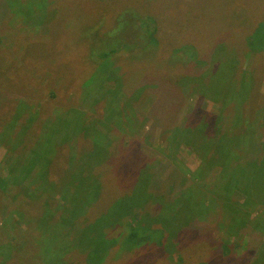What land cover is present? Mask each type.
I'll return each instance as SVG.
<instances>
[{
	"label": "rangeland",
	"instance_id": "rangeland-1",
	"mask_svg": "<svg viewBox=\"0 0 264 264\" xmlns=\"http://www.w3.org/2000/svg\"><path fill=\"white\" fill-rule=\"evenodd\" d=\"M263 16L264 0H0V123L12 125L14 121L10 119L18 118L19 110L23 113L20 115L18 125L10 127V134L6 127H4L5 130L4 128L0 130V177L10 174L14 166L18 167L22 164L28 152L25 147L33 145L37 139V137L26 139V134L19 139L21 133L33 125L26 120L29 112H33L31 115L33 119L38 117L37 112L40 111V114L42 112L41 120L37 124V127H40L45 118L43 109H46L45 113L48 115L51 114L48 110L50 106L53 107L52 109L64 108L71 114L73 110H78L80 114H75L76 119L73 123L80 124L83 119L89 120L90 123L92 121L91 124L98 127L97 131L106 130L108 140H105V143L108 144L115 140L111 138L113 124H115L113 121L117 119L113 114L118 113L122 107H126L127 103L139 104L136 105L138 109L130 111L133 116L139 115L138 122L126 128L123 127L121 132L135 133L140 136L146 133V129L153 121L152 105L157 100L154 87L162 94L160 108L166 111L168 109L165 104L168 101L167 93L174 91L180 99L184 95V85L188 78L191 75L196 78L190 86L197 91L189 92L186 107H184L185 114L181 115L177 122L184 124L188 118L187 114L191 113L195 107L218 109L217 102L203 97L199 92L203 85H206V91L212 97H220L228 90L232 82L229 81V77L231 75L233 79V73L243 71L245 75H241L240 79L244 78L246 83L251 82L254 75L251 65L254 61L258 91L263 96L259 108L260 123L256 125L254 136L256 135L259 139L262 132L263 142L264 131L261 129V122H264V53L261 52L260 59H253L251 55L243 51L240 45L235 44L236 40L232 37L236 29L241 28L243 32L247 22L253 23L259 18L261 21ZM139 17L143 19L139 21ZM140 23L143 29V33H140L141 39L149 38L152 42L159 40L154 48L137 45L139 42L134 36L141 31ZM116 30L121 33L118 38L112 36ZM191 40L200 45L210 44V46L218 42L222 50L212 54L209 60L195 67L192 56L184 59L174 54L177 48L189 44ZM126 43H130L132 47L130 51L124 50V56H121V49ZM136 46L138 47L134 48ZM115 47L116 53L111 51ZM113 54L116 55L117 62ZM107 58L112 59L104 61ZM134 62H137L135 68H133ZM123 76L125 81L120 87L123 89V94L119 96L117 86L121 83L117 79ZM89 79L92 83L86 82ZM144 79L154 81L153 86L144 83ZM37 81L38 87L33 84ZM143 84L147 85L149 92ZM30 85L33 87L32 90ZM82 85L93 90L100 89L90 100L84 96L81 90ZM55 86L59 88L56 89ZM53 93L54 96H51ZM123 95L127 98L126 100L121 98ZM117 101L120 102L117 103ZM67 122L68 125L70 121L67 120ZM152 133L155 134L154 146L166 138V136L164 138L158 135V127ZM76 134V131L72 133L74 137ZM85 139L89 140V136ZM17 147L22 151L15 150ZM170 150L174 151L179 162L184 164L183 171L185 173L187 169L190 171V177L188 181L181 179L176 183L167 182L169 184L166 183L165 187L175 188V191L166 190L165 194L170 195L173 200L178 194L192 201L199 194L200 199L203 196L200 194L201 189L192 183V174H196L201 163L200 158L186 143L179 146L174 142ZM67 151L62 156L59 153L51 154L59 161L57 167L54 166L58 170L57 174H53L55 177L53 181L58 184H61L68 175L70 167L83 163L85 170H88L85 165L87 164L91 165L93 170L96 167L98 171L100 170L98 166L107 162L111 156V151H98L95 156L97 160L91 161L84 155L88 151H82L76 162H70L71 152ZM112 170V168L106 170L103 166L104 174ZM34 172L31 175H34ZM217 177L218 173L211 172L210 180L206 178L212 185L211 188H214L213 183ZM32 179L33 177L22 179L21 183L18 180V182L15 180L0 182V245L9 241L7 233L9 225L3 222L5 206L10 205L14 211H17L18 206L26 205V208L34 214V210H39L42 205L38 195H22L19 199L13 195L15 185L20 183L22 187L31 186ZM41 183H38L39 188L43 186L42 181ZM185 184L186 188H184ZM36 185L33 186L36 187ZM64 191H66L65 195L62 196ZM63 192L55 190L51 192V198L64 205L69 195L68 187ZM165 198L161 201L145 202L147 205L139 210L144 212L141 216L145 217L137 216V219L141 218L143 222L154 224L155 227L163 225L167 231L169 230V234L173 227L174 231L177 230L175 233L177 234L185 224L184 218L187 215L194 219L205 210L206 213L213 215V211H209L210 208H207V205L204 206V203L197 204L198 213H191L185 207V204H188L186 201H182L180 207H176L177 204L174 205V201ZM235 198L241 199L242 195H235ZM114 202L103 199L85 204L80 208L81 210L79 209L81 216L77 221L71 219V216H74L73 213L70 211L65 213L66 218L62 219V223L65 224L57 232V237L61 239L64 237L65 242L53 238V232H49L45 243L36 244L41 247V256L30 254L23 256L22 250L26 248L27 235L25 231L18 229L17 242L13 238L12 245L16 251L19 250L16 259L18 255L19 259L23 258L20 263L18 260H11V264H180L178 260L166 258L169 257L170 252L179 251L177 244L176 248L172 244V241L176 242L177 236L174 238L170 236L162 251L157 247L159 238L154 242L142 243L136 248H131L133 243L124 236L125 229L121 227L124 225L129 227L128 222L127 224L124 222L129 215L121 214L122 211L115 212L112 208ZM164 203H170L171 206L176 207L172 215L169 214L166 206L163 209ZM248 209L250 207L244 210L241 216H248L246 215ZM255 213V211L252 212V214ZM160 215L161 217L156 219ZM168 215L170 219L172 216H181V219L180 221L171 219L168 223ZM210 218L217 217L214 214ZM54 222L61 223V217H56ZM262 222L264 217L255 223L258 231L254 233L257 237L254 244L259 248V243L264 244V232L262 234L263 230L260 229L264 226ZM131 223L135 224L134 221ZM239 229L241 227L237 225L230 232L223 233L215 228L213 233L215 240H212V235L205 241L200 236L186 239L187 250L192 255L189 259L192 258L194 263L198 264V258L210 255L211 240L214 242L228 240L233 263L253 264L249 262V254L253 251L250 236L245 229L240 231ZM97 241L103 242V245L94 255L91 249ZM36 245L32 243L29 249H35ZM55 248H58L56 253ZM200 251H206V253L203 255ZM165 252L168 253L167 256ZM209 260L217 262V257L211 253Z\"/></svg>",
	"mask_w": 264,
	"mask_h": 264
},
{
	"label": "trees",
	"instance_id": "trees-1",
	"mask_svg": "<svg viewBox=\"0 0 264 264\" xmlns=\"http://www.w3.org/2000/svg\"><path fill=\"white\" fill-rule=\"evenodd\" d=\"M43 6L46 8L45 4ZM142 19L139 17V21ZM139 28L141 31L134 36L139 42L137 45L154 48L159 40L152 42L149 38L141 39L140 33H143L141 23ZM119 35L121 36V33L118 30L112 33V36L117 38ZM232 37L234 38L233 40H236L235 44L240 45L245 53L251 55L253 59H260L261 54L264 53V16L261 21L259 18L256 22H247L243 32H241V28L236 29ZM131 47L130 43H126L121 49V56H124V50L130 51ZM221 50V45L218 42L210 46V44L200 45L191 40L189 44L177 48L174 54L184 59L192 56V63L196 67L199 63L209 60L212 54H216ZM111 51L116 53V47ZM115 56L113 54V58ZM110 59L112 58H107L104 61L107 62ZM117 60L116 58V62ZM120 63L117 64L120 65ZM136 65L137 62H134L133 68ZM254 67L255 61L251 65V70L254 74L251 82L246 83L244 78L240 79L241 75H245L243 71L233 73V79L230 75L229 81L232 82L228 90L220 97H212L206 91V85H203L202 89L199 88V92L203 97H208L211 101L218 103V109L208 110L203 107H195L191 113L187 114L188 118L184 124L177 122L180 116L185 114L184 107H186L185 103L189 92L197 91L190 86L192 82H195L196 78L192 75L188 78L184 85V95L180 99H178V95L174 91L167 93L168 101L165 104L168 109L166 111L160 108L162 94L154 87L157 100L153 102L151 110L153 121L151 126L146 129V133L140 136L135 133L124 134L121 132L123 127L126 128L134 122H138L139 115L133 116L130 111L138 109L136 105L139 104L127 103L126 107H122L118 113L113 114L117 119L113 121L115 124H113L111 138L115 140L110 141L108 144L105 143V140H108L106 130L103 132L97 131L98 127L91 124L92 121L90 123L89 120L83 119L80 124L73 123L76 119L75 114H80L78 110H70L73 113L71 114L69 110L66 111L64 108L56 107L52 109L53 107L50 106L48 110L51 114L48 115V113H45L46 109H43L45 118L40 127H37V124L41 120L42 112L41 114L39 113L40 111L37 112L38 117L34 119L31 116L33 112H29V117L26 120L33 125L30 129L23 131L19 139H22L25 134L26 139L27 137H37V139L33 145L28 148L25 147L28 152H26L27 155L22 164L18 167L14 166L10 174L0 177V182L13 180L20 182L22 179L33 177L31 186L22 187L21 182L15 185L13 195L17 196L16 199L21 198L22 195H38L42 205H40L39 210H34V214L26 208V205L18 206L17 211H14L10 205L5 206L3 222L9 225V230L7 231L9 241L0 245V264H11V260H18V263L22 262L23 257L19 259L18 255V259H16L19 250L16 251L12 245L13 238L17 242L18 229L25 231L27 235L25 239L27 245L22 250L23 256L24 254L41 256V247L36 244L45 243L49 232H53V238L65 242L64 237L63 239L57 237L58 230L65 224L62 223V219L66 218L65 213L70 211L74 214L71 219L77 221L81 216L80 208L85 206V204H89V202H99V200L103 199L115 201L112 205L115 212L122 211L121 214L126 213L129 215L124 220L126 224L128 222L129 227L126 225L121 227L125 229L124 236L133 243L131 248H136L137 245L142 243L154 242L155 239L159 238L157 247L162 251L165 249L167 239H170V236H173L172 238L177 236L176 242L172 241V244L175 248L177 244L179 251L170 252L169 257L166 258L178 260L180 264L181 262L182 264H196L192 258L189 259V256L191 257L192 255L187 250L186 239L192 236H200L205 241L212 235V240H215V235H213L215 228L224 233V231L230 232L235 226L239 225L241 227L239 231L245 229L251 239L250 245L252 244L253 251L249 254L250 261H248L253 264H264V244L260 245L259 243L260 248L254 244L257 240L254 233L258 231L255 223L264 217V141L262 142V132L259 139L256 138V135L254 136L256 125L260 123L259 108L263 96L258 91L257 72ZM117 80H120L121 83L117 86L119 87L118 93L120 96L123 94V89L120 87L122 82L125 81V77L123 76ZM38 81L36 83L33 82L37 87L39 85ZM143 81L153 86L154 81L145 79ZM86 82L92 83V80L89 79ZM143 87L149 92L147 85L143 84ZM30 88L32 90V85H30ZM55 88L58 89L59 87L55 86ZM99 89L95 88L93 90V88L81 86L84 96L90 100L96 96ZM107 91L109 92L108 88ZM51 96H54V93ZM134 96L136 97V92ZM121 98L127 99L124 95ZM119 102L117 101V103ZM25 106L27 105L25 104ZM20 112L21 110L18 111V118L10 119L14 121L12 125L8 126L5 123H0V130L6 127L8 134H10V127L18 125L20 115L23 114ZM67 120L70 121L68 125ZM98 122L100 123L99 120ZM78 125L79 127H77ZM154 127H158V135H162L164 138L166 136L163 142L157 143V146H154L155 139L153 136L155 134L152 133L155 130ZM261 127L264 131L263 121L261 122ZM74 131L77 132L75 137L72 135ZM88 136L89 140L85 139ZM164 142H167V144H163ZM174 142L179 146L184 143L188 144L190 150L200 158V166L196 174H192V183L200 187V194L203 195L200 199L199 194L193 201L179 194L177 197L175 195L173 200L170 195L165 194L166 190L175 191V188L167 189L165 187L167 182L176 183L181 181V179L188 181L190 177V171L188 169L186 173L183 171L184 164L182 165L176 153L170 150V146H173ZM15 150L22 151L18 147ZM67 150L71 152L70 162H76L82 151H88L84 155L89 157L91 161L97 160L95 156L98 151H111V156L107 162H104V160V164L98 166V169H100L98 171L96 167L93 170V167L87 164L85 165L88 170H85L83 163L77 164L76 167H70L68 175L62 180L61 184H58L53 181L55 179L53 174H57L58 170L54 166L57 167L59 161L54 158L55 156L52 157L51 154L52 152L53 154L59 153L62 156L68 152ZM23 151L25 150L23 149ZM103 166L106 167V170L108 168L113 170L104 174ZM33 172L35 174L31 175ZM211 172L218 173V177L213 183L214 188H211L212 185L206 180V178L210 180ZM41 181L43 186L39 188L38 183L42 184ZM192 183L191 185H193ZM34 184H37L36 187L33 186ZM66 187L69 190L66 204H59L58 201H54L51 198V192L55 190L63 192ZM184 188H186V184ZM65 192H63L62 196L65 195ZM239 194L242 195V198H235V195L238 196ZM163 198L174 201L173 204H177L176 207H180L181 202L186 201L188 204H185V207L191 213H198L197 204L203 205L204 203V206L207 205V208H210L209 211L212 210L213 215L215 214L217 218H210L213 215L206 213V210L194 219L187 215L184 218L185 224L178 233L175 234L177 230L175 229L174 231L172 227L170 229L172 231L169 234V230L167 231V228L163 225L158 224L159 226L155 227L154 224L152 226L143 222L141 218L145 216L141 215L144 212L139 211L142 206L147 205L146 203L161 201ZM144 199L149 201H143ZM171 205L170 203H164L163 209L166 206L167 211L172 215L176 207ZM130 206L132 207L131 209ZM248 207H250L246 214L248 216H241V213L247 210ZM253 211L256 213L252 214ZM137 216H141V218L137 219ZM56 217H61V223L54 222ZM160 217L161 215L156 219ZM167 218L169 223L171 219L180 221L181 216H172L170 219L168 215ZM132 221L135 224H132ZM261 224H264V222ZM261 228L263 234L264 226ZM212 240L210 251H208L210 255L212 253L217 257V262L209 260V255L198 258V264H235L231 260V253H229V245L227 244L228 240L226 242L223 240L214 242ZM32 243L36 245L35 249H29ZM102 245L103 242H95L91 252L95 255V252ZM46 248L47 246L44 250ZM57 250L58 248H55L54 252L56 253ZM205 253L206 251H200V254L204 255ZM185 254L187 255L185 256ZM167 255L168 253H166Z\"/></svg>",
	"mask_w": 264,
	"mask_h": 264
}]
</instances>
